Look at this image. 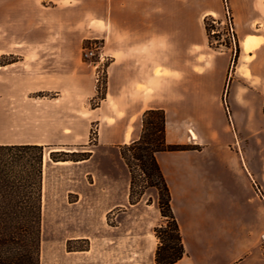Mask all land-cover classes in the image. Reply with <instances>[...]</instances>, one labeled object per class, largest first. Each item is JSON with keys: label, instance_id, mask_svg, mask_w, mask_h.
Wrapping results in <instances>:
<instances>
[{"label": "rangeland", "instance_id": "obj_1", "mask_svg": "<svg viewBox=\"0 0 264 264\" xmlns=\"http://www.w3.org/2000/svg\"><path fill=\"white\" fill-rule=\"evenodd\" d=\"M223 1L233 23L238 11L264 18V0ZM214 21H204L209 46L232 48L229 78L242 48L230 45L223 21ZM107 31L106 0H0V142L38 143L46 154L40 264H153L159 240L149 227L168 225L157 190H144L147 178L139 167L133 200L143 201L128 205L127 172L113 149L99 145L135 127L134 120L115 118L124 115L123 71L121 56L115 64L109 56ZM254 42L257 47L262 39ZM90 50L94 55L86 57ZM133 91L145 94L147 88ZM223 103L228 116L224 96ZM239 123L246 129L240 150L261 176L255 182L264 201V117ZM51 153L70 163L57 166ZM81 233L92 242L69 239Z\"/></svg>", "mask_w": 264, "mask_h": 264}, {"label": "crops", "instance_id": "obj_2", "mask_svg": "<svg viewBox=\"0 0 264 264\" xmlns=\"http://www.w3.org/2000/svg\"><path fill=\"white\" fill-rule=\"evenodd\" d=\"M254 13H236L234 30L242 51L228 78L233 50L211 48L204 24L208 18L225 19L223 0H106L109 56L114 64L121 56L123 71L124 115L115 118L134 120L135 127L121 140L99 145L113 149L127 172L128 205L138 206L143 199L130 202L131 176L121 147L140 139L146 111H164L168 144L193 148L156 154L185 248L183 258L174 264H264V201L255 182L259 175L246 163L238 139L246 131L239 121L264 117V18ZM254 39L262 43L255 47ZM247 40L253 41L248 49ZM137 86L147 92L136 94ZM5 143L40 145L0 142ZM44 181L45 169L42 233ZM155 227L157 223L149 230L158 240ZM78 238L92 242L87 233L69 237Z\"/></svg>", "mask_w": 264, "mask_h": 264}, {"label": "trees", "instance_id": "obj_3", "mask_svg": "<svg viewBox=\"0 0 264 264\" xmlns=\"http://www.w3.org/2000/svg\"><path fill=\"white\" fill-rule=\"evenodd\" d=\"M142 124L140 139L121 147V156L131 176L130 202L136 204L140 201L133 200L134 169L139 167L147 178L144 190H157L161 214L168 219L166 228H154L159 240L155 262L174 264L183 258L185 248L171 208L169 188L156 154L193 148L166 142V116L162 110L146 111ZM54 155L55 153H51L54 162L69 161ZM45 157L44 147L41 145L0 144V264H40Z\"/></svg>", "mask_w": 264, "mask_h": 264}, {"label": "built area", "instance_id": "obj_4", "mask_svg": "<svg viewBox=\"0 0 264 264\" xmlns=\"http://www.w3.org/2000/svg\"><path fill=\"white\" fill-rule=\"evenodd\" d=\"M213 24H217L216 21L213 22ZM221 24L224 26L225 31H226V37H228L229 43L230 45H233L236 47V43L238 42V40L236 39V33L234 30V23L232 22V16L231 13L229 11V8L226 7V15H225V20L223 22H221ZM212 33H216L215 30H212ZM94 55V52L92 50L87 51L85 53L86 57H91Z\"/></svg>", "mask_w": 264, "mask_h": 264}, {"label": "bare ground", "instance_id": "obj_5", "mask_svg": "<svg viewBox=\"0 0 264 264\" xmlns=\"http://www.w3.org/2000/svg\"><path fill=\"white\" fill-rule=\"evenodd\" d=\"M253 44V41L252 40H247L245 42V47L246 49H248L251 45ZM192 137L195 139L197 136L196 134L193 132V131H190ZM57 164H66V163H69V162H56Z\"/></svg>", "mask_w": 264, "mask_h": 264}]
</instances>
